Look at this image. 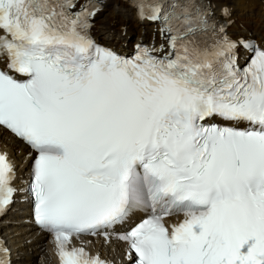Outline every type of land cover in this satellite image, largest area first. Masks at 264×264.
I'll list each match as a JSON object with an SVG mask.
<instances>
[{
	"label": "snow or ice",
	"instance_id": "obj_1",
	"mask_svg": "<svg viewBox=\"0 0 264 264\" xmlns=\"http://www.w3.org/2000/svg\"><path fill=\"white\" fill-rule=\"evenodd\" d=\"M135 6L175 31L170 55L100 46L88 3L0 0V126L36 153L33 220L60 264H107L73 237H107L138 208L151 214L118 237L135 264H264V50L245 44L255 54L241 67L237 42L193 38L204 13ZM15 176L0 152V212ZM173 214L184 218L169 225Z\"/></svg>",
	"mask_w": 264,
	"mask_h": 264
},
{
	"label": "bare ground",
	"instance_id": "obj_2",
	"mask_svg": "<svg viewBox=\"0 0 264 264\" xmlns=\"http://www.w3.org/2000/svg\"><path fill=\"white\" fill-rule=\"evenodd\" d=\"M213 4L216 6V10L220 12L223 7L229 8V20H233V26L231 31L234 35H247L251 29L258 32V38L262 45L264 46V0H211ZM117 2V0H116ZM121 10L119 11L118 15L116 14V9H108V13L104 11V13H100L99 15L102 16L100 20L105 21V27L103 30H107L105 33L111 34L112 31H117V35L120 34L122 26L126 23V15H123L124 8L127 6L125 3H120ZM132 11L131 20L128 21V25L132 32L138 31L140 35L141 31V24L137 17L134 16V10ZM104 16V18H103ZM113 21V22H112ZM148 27V26H147ZM101 30V31H103ZM114 38H116L114 36ZM4 136L5 145L4 147L10 150L11 154L20 159L23 155L28 157L31 155V151L21 143L20 140L14 138L7 132L0 131V138ZM20 149V150H19ZM19 164H22L21 161H18ZM23 171V164L22 170ZM18 217L11 218L13 222H22V216L18 215V212L15 213ZM28 225V224H27ZM9 227H5L2 231H8ZM12 228H15L14 226ZM20 229V228H16ZM20 230L25 232V236L22 237L18 241H11V246L16 249L18 248V252L20 251L21 256L23 257V264H53L55 262L53 249L50 244L45 245L44 241L46 240L44 237L40 238H31L32 234H29L31 231L28 228H21ZM29 234V235H28ZM20 237V236H19ZM17 238V237H16ZM10 239V238H9ZM30 239L31 241L26 244V247H20V243L24 240ZM16 250V251H17ZM17 264V263H16Z\"/></svg>",
	"mask_w": 264,
	"mask_h": 264
},
{
	"label": "rangeland",
	"instance_id": "obj_3",
	"mask_svg": "<svg viewBox=\"0 0 264 264\" xmlns=\"http://www.w3.org/2000/svg\"><path fill=\"white\" fill-rule=\"evenodd\" d=\"M110 8H114V9H116L117 12L120 10V8H117V4H116L113 0H111V2L109 3V9H110ZM126 9H127V11H125L124 14H128V13H129L128 8H126ZM108 11H109V10H108V7H107V9L105 10V12L108 13ZM103 13H104V12H103ZM100 18L102 19V16L99 17V23H101V22H105V21L100 20ZM103 18H104V16H103Z\"/></svg>",
	"mask_w": 264,
	"mask_h": 264
}]
</instances>
